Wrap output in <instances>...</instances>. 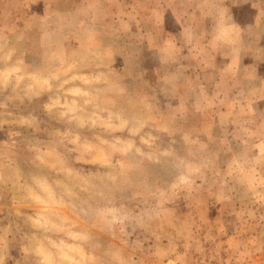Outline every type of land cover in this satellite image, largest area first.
I'll return each mask as SVG.
<instances>
[{
  "label": "rangeland",
  "instance_id": "rangeland-1",
  "mask_svg": "<svg viewBox=\"0 0 264 264\" xmlns=\"http://www.w3.org/2000/svg\"><path fill=\"white\" fill-rule=\"evenodd\" d=\"M0 264H264V0H0Z\"/></svg>",
  "mask_w": 264,
  "mask_h": 264
}]
</instances>
